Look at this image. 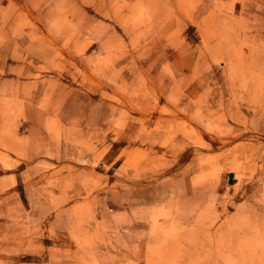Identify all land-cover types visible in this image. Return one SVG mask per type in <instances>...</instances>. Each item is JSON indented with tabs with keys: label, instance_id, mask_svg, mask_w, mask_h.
Returning a JSON list of instances; mask_svg holds the SVG:
<instances>
[{
	"label": "rangeland",
	"instance_id": "obj_1",
	"mask_svg": "<svg viewBox=\"0 0 264 264\" xmlns=\"http://www.w3.org/2000/svg\"><path fill=\"white\" fill-rule=\"evenodd\" d=\"M263 57L264 0H0V264H264Z\"/></svg>",
	"mask_w": 264,
	"mask_h": 264
},
{
	"label": "bare ground",
	"instance_id": "obj_2",
	"mask_svg": "<svg viewBox=\"0 0 264 264\" xmlns=\"http://www.w3.org/2000/svg\"><path fill=\"white\" fill-rule=\"evenodd\" d=\"M244 64V63H243ZM258 64L260 65V64H262L263 66H264V57L263 58H260V60L258 61ZM129 128V127H128ZM131 131V130H130ZM129 132V131H128ZM127 132V133H128ZM125 134V133H124ZM129 136H130V133H129ZM123 139V138H122ZM120 142V141H119ZM233 199V198H232ZM230 215V214H229ZM229 217V216H228ZM214 227V226H213ZM198 233V232H197ZM215 235V234H214ZM78 236V235H77ZM81 237V236H80ZM80 237H78V239L80 238ZM237 237V236H236ZM238 238V237H237ZM241 238V237H240ZM239 239V238H238ZM80 240V239H79ZM242 240V239H241ZM245 240V239H244ZM105 241V240H104ZM87 245V244H86ZM98 246V245H97ZM174 246V245H173ZM125 247V246H124ZM217 247V246H216ZM222 247H223V245H222ZM79 263V262H78ZM193 263V262H192ZM85 264V263H84Z\"/></svg>",
	"mask_w": 264,
	"mask_h": 264
}]
</instances>
